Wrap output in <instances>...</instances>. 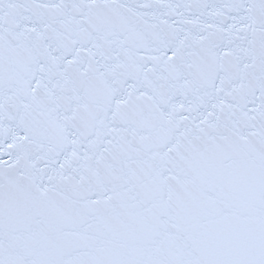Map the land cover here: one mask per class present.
Listing matches in <instances>:
<instances>
[{
	"label": "snow or ice",
	"instance_id": "obj_1",
	"mask_svg": "<svg viewBox=\"0 0 264 264\" xmlns=\"http://www.w3.org/2000/svg\"><path fill=\"white\" fill-rule=\"evenodd\" d=\"M0 264H264V0H0Z\"/></svg>",
	"mask_w": 264,
	"mask_h": 264
}]
</instances>
